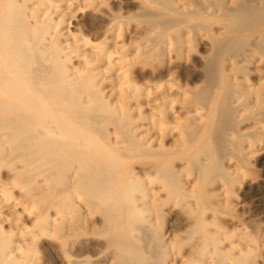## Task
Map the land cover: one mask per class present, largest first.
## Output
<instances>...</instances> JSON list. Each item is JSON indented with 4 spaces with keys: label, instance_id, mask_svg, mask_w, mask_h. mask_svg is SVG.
<instances>
[{
    "label": "bare ground",
    "instance_id": "obj_1",
    "mask_svg": "<svg viewBox=\"0 0 264 264\" xmlns=\"http://www.w3.org/2000/svg\"><path fill=\"white\" fill-rule=\"evenodd\" d=\"M224 119L251 166L264 0H0V264H258L255 241L220 224L185 257L153 232L158 178L184 189L240 174L212 150Z\"/></svg>",
    "mask_w": 264,
    "mask_h": 264
},
{
    "label": "rangeland",
    "instance_id": "obj_2",
    "mask_svg": "<svg viewBox=\"0 0 264 264\" xmlns=\"http://www.w3.org/2000/svg\"><path fill=\"white\" fill-rule=\"evenodd\" d=\"M91 34L92 33L89 31H87L86 33V35L89 37L91 36ZM199 51L200 50L198 49V53ZM177 76H178L179 81L178 80L177 81L174 80V81L180 82V78L178 74L173 78L177 79ZM225 117L226 116H224V118ZM225 119H224L225 122L221 120L223 124H221L222 122H220V124L223 125L224 127V128L222 127L223 131L220 128L221 126L219 127L220 129L217 128V130H214L213 128L212 130V132L216 133V134H212L215 137V140L212 141L213 142L212 144L215 147L212 150H215L216 163L217 162L219 163L217 158L219 157L223 158V156L226 157L227 155H230L232 158L231 162L233 164H236L237 162L240 164L238 165V168H240V174H238L237 176L225 177L224 174L221 173V169H219L220 171L217 170V172L215 173L222 174L223 178H220L221 175L218 174L219 175L218 177L220 179L217 177L218 181L215 180L216 179L215 177L217 176L216 174L215 177H213V179L214 178L215 179L212 181H209L210 177L214 176V174H212L213 172L211 173L212 175L210 177H207V175H205L204 173L203 176L205 177L203 176H202L203 178L200 177V181L196 185H193L189 188L184 187V189L180 187L178 189L173 184H171L172 182L170 180L172 179H166L169 181L167 182L165 181L166 183L171 182V183H168V184H171L169 185L171 187H169L167 184L169 188L165 186L166 184L164 182L162 183L161 181L162 178L161 179L158 178V180L160 179L159 181L160 184H158L159 183L158 180L155 181L156 184L152 182L154 184V185L152 184V188L153 187L154 189L156 188L154 192L155 191L159 192L157 193L159 194L158 196H161L163 200H165L164 196L165 195L167 196L166 204L165 206L163 205V207H162V204L159 203L158 204L159 206H158L157 203L158 202L162 203L165 201L157 199L158 202H156L155 206L159 207L160 211L162 212L157 213L159 211V208H157L156 209L157 212L154 213L156 217L155 215L153 217L151 216L154 220V226L155 224L157 225L155 226L157 227L155 228L156 230H153V232L156 236L158 235L160 236L166 233L169 239H172V236H173V239L170 242L171 247L170 245L168 247V249L170 248L169 252L173 254H178V253L180 254L181 252L180 256L184 255L185 257L187 252L189 251V247H192L194 244H196L198 239L204 236L203 234H205L206 232L213 233V232L218 231L220 232L219 234L221 235L222 230H220V228H222L225 234V235L224 234L222 235L224 236L229 235L231 240L239 237L240 234H242L244 237L247 236L251 238L252 242L255 241L254 244L256 243L255 245L257 246L256 256L258 254L257 258L254 257L256 258L255 261H257L258 264H264V138L262 140V144H261L262 148L260 152L258 153V155H255L254 158H252L251 166L249 165L246 166V162H244L243 158H241L238 154L234 152L233 150L234 146L230 145L232 144V142L228 145L226 144L227 142L225 141V138L222 134L224 132V129H227L226 126H229L230 124L226 125L227 122ZM212 135L211 137L212 139H214ZM214 142L216 145L214 144ZM219 147H222V148H219ZM224 158L220 160L221 162L219 165L225 168V165H226L225 163L227 162H225L226 160H224ZM213 163H215V161ZM231 166L232 165H229L230 169H232ZM247 167L250 169H248ZM190 168H192V166H190ZM190 168L186 167L183 173L184 174L187 173V175L190 174L191 172L196 173V171H193ZM227 169H228V166H227ZM197 173L201 175L203 174L200 172H197ZM165 177H168V174ZM162 180H165V179H162ZM207 180L209 182H213V185L212 183H210V185L208 184L207 186V182H208ZM220 180L223 181V185L225 186V189L222 192L226 193L227 191V193L225 194L229 200L227 208L221 205L217 206L214 202L218 198L219 200H221V197L223 196L220 190H218L217 192L215 191L217 184L221 183ZM172 185L174 186L173 187L174 189L176 188L175 190L172 188ZM210 190H212L213 192H211L212 194L208 195L209 197L206 195L208 197L207 198L206 196H204L205 195L204 191L209 192ZM214 193L217 194L216 196L218 197H215ZM219 193H221V195H218ZM140 196H141L140 191L135 189L127 193L126 199L130 200V199L138 198ZM158 196L156 195L157 198H159ZM213 196L217 199H214ZM204 197L206 199H204ZM143 199L146 201L148 200V198H145L144 196H143ZM260 199H262L261 201H263V204H261L258 207H255L257 200H260ZM213 204H215L216 207H214ZM214 209H216L217 211L216 212L212 211V214H211L210 210H214ZM214 213H216L215 217L213 216ZM219 224H220V228H218L219 226L217 227V225ZM217 228L219 230H217ZM167 230L169 231L171 230L170 232L172 233H170L169 231L167 233ZM232 233L234 237L232 236ZM236 235H239V236H236ZM229 236L226 237L227 240ZM195 260L196 259H191V260L187 259L185 263L183 264H195L196 263Z\"/></svg>",
    "mask_w": 264,
    "mask_h": 264
}]
</instances>
